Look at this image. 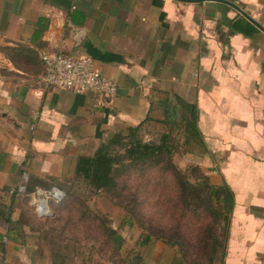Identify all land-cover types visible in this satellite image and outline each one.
Masks as SVG:
<instances>
[{
	"label": "crops",
	"instance_id": "obj_1",
	"mask_svg": "<svg viewBox=\"0 0 264 264\" xmlns=\"http://www.w3.org/2000/svg\"><path fill=\"white\" fill-rule=\"evenodd\" d=\"M226 1L264 29V0ZM263 29L212 0H0V195L24 175L72 179L115 134L195 113L200 151L186 156L235 197L221 264H264ZM57 49L91 59L116 99L45 90L40 56ZM16 216L0 221V264H56ZM142 257L180 264L157 240Z\"/></svg>",
	"mask_w": 264,
	"mask_h": 264
},
{
	"label": "trees",
	"instance_id": "obj_2",
	"mask_svg": "<svg viewBox=\"0 0 264 264\" xmlns=\"http://www.w3.org/2000/svg\"><path fill=\"white\" fill-rule=\"evenodd\" d=\"M186 128L188 140L198 136L195 113L187 120ZM140 131L141 125L129 128L127 134H115L99 147L93 157L80 158L76 175L72 179L30 180L27 193H32L38 187H59L58 182L66 180H80L95 191L110 193L118 188V177L122 173L140 172L146 176L151 170L157 169L163 179L168 175L173 179L175 198L171 204L178 219L170 228V224L157 225L152 219L146 221L147 224L143 219L144 214L140 212V206L143 204L141 192L132 194L133 201L124 200L119 205L127 211L130 225L136 223L145 232L138 245L145 248L153 240L160 241L177 250L180 264H216L218 259L221 264L226 253L231 215L235 205L231 188L226 181H211L197 166L192 168L190 175L183 173L173 161L175 147L170 143L169 135H163L159 143L144 142L138 136ZM116 149H122L124 152L121 154L116 152ZM16 197L18 194H11L9 203L0 205V220L8 226L13 224L12 214ZM173 218L172 214L171 222ZM94 220L99 222L114 252L119 253L125 245L124 237L118 230L109 226L104 217L94 216ZM64 262L61 260L60 264ZM128 264H144L142 255L138 254Z\"/></svg>",
	"mask_w": 264,
	"mask_h": 264
},
{
	"label": "rangeland",
	"instance_id": "obj_3",
	"mask_svg": "<svg viewBox=\"0 0 264 264\" xmlns=\"http://www.w3.org/2000/svg\"><path fill=\"white\" fill-rule=\"evenodd\" d=\"M186 130L183 120L167 124L157 122L141 126L138 136L144 142L159 143L163 135H169L170 143L175 147L174 163L179 170L190 175L193 167L200 166L186 155H196L200 147L195 138L188 140ZM116 152L122 154L124 150L116 149ZM201 171L205 174L202 168ZM162 177L157 169L151 170L146 176L140 172L122 173L118 177V188L110 193L95 191L80 180L59 181V187L56 188L64 191L65 197L58 204L49 203V216L41 217L36 214L31 193L16 197L14 212L18 219L40 233L42 246L49 249L57 264L61 260L65 261L64 264H128L138 254L142 255L144 248L138 242L145 232L136 223L130 225L129 215L119 203L124 200L133 201L131 195L141 192L143 204L140 212L144 214V221L152 219L157 225L170 224L169 228L172 227L178 219L171 204L175 198V186L171 176L164 179ZM28 185L29 181L26 188ZM10 196L0 195V205L9 203ZM172 214L173 222L170 220ZM94 216L107 219L108 225L124 237L125 245L119 253L114 252L108 244L102 227L94 220ZM216 264H220L219 259Z\"/></svg>",
	"mask_w": 264,
	"mask_h": 264
},
{
	"label": "built area",
	"instance_id": "obj_4",
	"mask_svg": "<svg viewBox=\"0 0 264 264\" xmlns=\"http://www.w3.org/2000/svg\"><path fill=\"white\" fill-rule=\"evenodd\" d=\"M40 58L45 68L41 77L45 90L61 88L78 92H94L110 103L116 99L117 84L97 71L91 59L70 56L62 49L42 52ZM28 181L27 175H24L17 189L11 193L27 195ZM30 196L36 214L47 217L50 214L49 203L58 204L63 201L65 192L56 187L49 189L38 187Z\"/></svg>",
	"mask_w": 264,
	"mask_h": 264
},
{
	"label": "water",
	"instance_id": "obj_5",
	"mask_svg": "<svg viewBox=\"0 0 264 264\" xmlns=\"http://www.w3.org/2000/svg\"><path fill=\"white\" fill-rule=\"evenodd\" d=\"M215 2H220V3H224L227 4L233 8H235L237 11H239L242 15H244L246 18H248L250 21H252L256 26H258L259 28L263 29L258 23H256L254 20H252L243 10H241L239 7H237L236 5H234L233 3L226 1V0H212ZM264 30V29H263Z\"/></svg>",
	"mask_w": 264,
	"mask_h": 264
}]
</instances>
